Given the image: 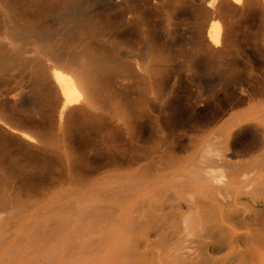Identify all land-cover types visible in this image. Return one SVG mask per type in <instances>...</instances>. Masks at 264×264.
Listing matches in <instances>:
<instances>
[{"label":"bare ground","instance_id":"obj_1","mask_svg":"<svg viewBox=\"0 0 264 264\" xmlns=\"http://www.w3.org/2000/svg\"><path fill=\"white\" fill-rule=\"evenodd\" d=\"M255 3L261 4L259 6H262L264 14V0H0V87L11 83L5 90L0 88V124L11 133L26 138V141L33 140L32 134L8 125L4 117L9 120L17 109L29 119L49 112L58 124L59 136L63 138L71 139L78 134L124 142L122 140L140 141L142 137H153L160 141L162 138L173 141L174 144L169 146L172 151L190 149L185 156L173 157L170 148L166 147L170 156L166 153L162 164L155 166L150 161L155 152L150 154L146 146L138 147L139 143L136 144L135 152L123 159L120 156L122 160L116 162L119 165L125 163L130 168L120 173L123 176L109 174L108 181L105 180L109 195L114 193L113 187L118 184V187L122 184L139 190L151 188L162 181V185L171 188V191H165L166 199L162 195L163 202L176 200L167 206L169 213L165 217L162 214V264H264V100L251 104L249 101L244 107L247 103L238 95L239 98H235L237 101L234 100L226 111L223 110L222 116L219 114L220 117L215 118L217 120L211 117L190 124L174 121L177 124H173L166 122L168 116L165 115L168 114L166 109H170L169 92L166 94L160 89L162 68L166 66H163L162 51L176 43L182 21L186 15L193 14L196 21L184 31L186 43L192 46H189L192 49L188 52V65L200 66L201 70V87L198 88L201 91L193 100L209 102L212 85L207 77L214 65L222 62L221 54L225 52L223 48L226 45L222 47L221 44L230 41L232 15L240 13V18H244V11L253 8ZM162 15L165 18L163 26ZM134 46H138L137 50ZM227 80L224 76L220 77L219 84L225 85ZM216 121L219 124H214ZM148 125H152L150 130ZM153 170L156 172L153 173ZM119 194L116 193L117 196ZM90 198L93 200L92 196ZM127 207H122L118 216L129 217L130 209ZM115 209L109 205L108 216L114 215ZM95 211L93 213H97ZM83 220L86 221L85 218ZM82 236V242L91 239L86 240ZM151 236L152 233H148L139 238L136 250L153 246ZM52 238L53 242L57 239ZM72 239L68 235L63 242L68 243ZM93 241L89 243L91 246L95 244ZM50 244L52 250L53 245ZM88 245L84 242L69 251L67 246L63 248V244L62 249H56L59 256L57 258L55 254L53 264H113L114 248H106L98 258L97 248L89 246L92 248L89 250ZM109 245L112 244L106 243V247ZM102 246L99 243L98 247ZM36 248L31 241L21 250L23 260L20 264H50L38 261ZM15 250L13 255L17 253ZM47 252L44 251L43 258L49 256ZM150 257L156 261L154 255ZM148 260L146 258V262Z\"/></svg>","mask_w":264,"mask_h":264},{"label":"rangeland","instance_id":"obj_2","mask_svg":"<svg viewBox=\"0 0 264 264\" xmlns=\"http://www.w3.org/2000/svg\"><path fill=\"white\" fill-rule=\"evenodd\" d=\"M259 5L261 4L257 5V3H255L253 8L248 9L249 11L248 10L244 11L245 13L246 12L247 13L246 14L243 13V16H244V18L242 17L243 19L240 18L241 17L240 13H237V16L236 14L232 15L233 16L231 18L232 22L229 25H231L230 27H233V28L229 27L230 39L228 38L231 42L225 41L226 42L225 44L224 43L221 44L222 47L223 45H226L224 46L226 48H223L225 49L224 50L225 52L222 53L223 55L221 54L222 62L220 63L222 65L219 62H217L210 71L211 75L209 74L207 77V80L212 85V90H211L212 96L209 100L210 103L209 102L204 103L203 101L193 100V98L197 96L199 92L201 91V89H198L201 87L200 80H199L200 75H201V70H200V66L191 67L188 65L189 64L188 52H189L190 47L192 46L189 43H186L187 37L184 31L189 26L193 25V23L196 21V18H194L196 16L195 15L193 16V14H190L189 16L186 15L189 18L187 19L186 17L183 20L185 23L182 21L181 28H180V34L177 38L176 43L171 45L170 47L171 50L169 49V46L165 48L162 47V49L164 48L162 51V57L164 60L163 66L164 65L166 66L162 68L163 72L161 76L162 79H161L160 89H163L164 92H166V94H168L169 92V95L167 96V98L169 99L168 101H171L169 102L170 109L168 108L166 109L168 114L165 111L166 113L165 115L168 116V119L166 122L170 121V123H173V124H177V123L178 124L179 123L190 124V123H193L194 121L196 122L203 118L212 117L215 119L218 116L220 117L219 114H221L222 116L224 111H226L227 108H229L231 103L237 101L239 96L241 98L243 97L245 99L244 101H246L247 103V104L244 103V107L248 105L249 101H250L249 104H251L253 102H259V101L264 100V77H263L264 76V18H263L264 16H262L264 14H262V11H261L262 6H259ZM255 6L256 8H254ZM258 6L260 7L259 10H258ZM263 12H264V9H263ZM163 13L165 14V12ZM163 15H162V18H164V16L166 17V14L164 16ZM241 19L243 22L239 21ZM244 19L246 22L244 21ZM163 20L165 21V18L162 19V26L164 24ZM186 22H188V24ZM233 25H235V27ZM247 26L249 28H247ZM182 27H184V30ZM221 42H224V41H221ZM219 45H220V41H219ZM219 45L218 47H221ZM137 48L138 46L136 47L134 46V49L137 50ZM185 50L187 51V53L185 52ZM226 52H227V55H225L226 56L225 57L224 54ZM200 56H198V58H201ZM224 67L225 69H223ZM216 70H218V72ZM219 70H223V71L219 72ZM224 73L225 75H223ZM226 73H227V76H226ZM223 76L228 79L225 82L227 86L226 84L222 86L219 84L220 77L222 78ZM235 78L236 80L234 81ZM5 84L7 85H2L0 88L4 87L3 89L5 90L6 89L5 87L8 88V86L11 85V83H5ZM240 87H242V89H240ZM20 112H22V110L17 109L16 113L13 114V117H9V120L7 119V117H4V118H6L7 120L6 123H8V125L23 129L26 132H28L30 135L32 134L31 138H33V140L30 139L31 142L28 139L26 141L25 140L26 138L24 137L11 133L8 129H6L4 126L0 124V250H1L0 251V264L1 263L14 264L15 262L13 261H16L15 264H20V262L23 260V258L20 257L21 256L20 251L24 250L26 246L29 243H31V241L32 243H34L35 248L42 247V249L36 248L37 250L36 254L38 255L36 256H37L38 261H43L45 263L53 264V261L56 260L55 254H56V257L58 258L59 255L57 254L59 253L57 251L59 250V247L62 249L61 246H63V244H64L63 248L67 246L66 248L69 251H73L75 247L77 246L79 247L84 242H85V245H88L91 241H93L92 238L94 239L93 242H95L93 246L97 248L96 255L98 258L99 256L101 257L103 255L104 251H106V248L107 250L114 248V250L112 249L113 254H114L113 261H112L113 264H126L125 262H127V264H135V263L137 264H162V228H161L162 226L161 219L163 218L162 214L164 213L163 216L165 217V215L169 213V210L168 211L166 210L168 209L167 206L170 203L176 202V200H173L172 202V200L170 199L163 202L164 201L163 198L165 197L164 199H166V194L167 192H169V190L171 191V188H167L164 185H162V181L155 186H151V188L148 187L149 190L146 187L144 188L145 190L144 189L138 190L136 188H131L127 186L128 189L132 190L131 191L127 189L126 185L122 186V184H120L121 186L118 187L119 186L118 184V186L113 187L115 194L113 193L112 195H109L110 190H109L108 183L106 185V182L108 181V178H109L108 176H110L111 174L123 176L120 173L130 168V166L125 163L122 165H119L116 162L121 161L125 155H130L131 152L133 151L135 152L137 149L135 145L138 143H139L138 147L140 145L144 147L146 146L145 148L146 149L148 148L147 150L150 154H153L155 152L154 155H151V160H150L151 164H155V166L162 164L161 163L162 160L165 159V157L170 154L169 153L170 150H171L170 151L171 156L174 157L176 155L175 157H182L188 154L190 152V149H188V151L186 150L181 151V149L177 148L175 149V151L174 150L172 151L170 147H171V144H174L173 141L169 142L170 139L168 140V139H163V138L160 141V140L154 139L153 137H144V138L142 137L143 140L140 138V141L137 140L138 142L136 140H122L124 142H121L119 140L118 142V140L114 141V140L102 139V138H97V137L88 138L87 136L85 137L79 136L78 134H76L75 136H71V139H68L69 137L63 138L59 136L58 124L52 120V117L51 115H49L50 114L49 112L41 113L39 117L37 116L38 118H34V119L32 118L29 119L26 115H25L26 117L25 118L23 114L22 115L20 114ZM173 121L177 123H174ZM215 123L219 124L217 121L214 122V124ZM147 127H148L147 129L150 130L152 128V125L151 126L148 125ZM166 147L170 148V150L167 151L168 148ZM158 153L160 155H158ZM166 153L168 154L166 155ZM120 156L122 157V159ZM158 156H159V159H158ZM152 172L154 173L156 172V170H153ZM105 185L108 187H106ZM100 189L101 190L103 189V190L101 191ZM104 190L107 192H105ZM116 193L117 195L119 193L121 195L119 194V196H117ZM135 194H136V197H135ZM143 194L144 196H142ZM163 194H164V197L162 196ZM90 196H92L93 200L95 199L96 201L94 200L93 202ZM112 196L115 198H113ZM116 196L118 198H116ZM101 199L103 201H101ZM105 199H106L105 202H108L106 204L104 202ZM116 199H118V201L119 199H121L120 200L121 203H119ZM83 200L84 201L86 200L84 204L81 203ZM98 200H100L102 203ZM123 200H124V203H122ZM85 204L86 205L88 204L90 206L86 207ZM83 205H84V208H82ZM109 205H112V207L116 208L115 209L116 213L114 212L115 213L114 215L110 214L108 216L107 211H108ZM162 206L165 207L166 211L164 210V208L162 210ZM122 207H127L128 209H130V212L128 211L130 213V216H129V213L127 214L129 217L121 218L120 216H118L120 209H122ZM85 209L87 210V213H85L86 212ZM93 210L94 211L97 210L95 211L97 213H93L94 212ZM99 212H101L100 215L98 214ZM81 216H83L82 217L83 219L85 218V220L86 221L88 220V221L87 222L84 221L81 218ZM98 216L100 217V220ZM115 219L116 220L119 219V220L116 221ZM158 219L159 221H157ZM83 221L85 225L87 224L86 226L83 224ZM101 221H107V223L106 222L104 223ZM117 222L121 224L122 226L119 225ZM156 222H157V225H156ZM73 223L75 226L74 227L75 231H73L74 228H72ZM107 224L108 226H106ZM68 225H70V227ZM110 225H111V228H110ZM25 227L26 229L28 228L27 229L28 231H26ZM84 227L86 228L90 227V229L85 228L86 230L85 231ZM116 227L118 231L119 229H121L119 233L115 232L117 230ZM112 228L114 229L113 231H112ZM104 229L107 230L108 232L105 231ZM97 230L100 231L99 234ZM78 231L80 232V234L78 233ZM88 231L90 232V234ZM92 231L93 233H91ZM114 232L118 236L114 234ZM148 233L149 234L152 233L151 239L154 241L153 246L151 245L148 248H140V250L137 251L136 250L137 240L139 238L141 239ZM72 234H74L75 236H73ZM68 235H71L73 239L70 240L71 242L69 241L70 243L69 242L64 243L63 241L66 240ZM81 236L82 238L84 237V239L86 240H89L91 238L90 239L91 241L89 240L88 242L84 240L82 242L83 239L82 240L80 239ZM26 237L28 238L31 237V238L28 239ZM52 237L57 238V239L53 242ZM130 238L132 242L130 241ZM115 239L116 241H114ZM75 240H78V242H81L79 243L80 245ZM103 240L106 242H104ZM97 241L98 243H96ZM13 242L14 244H12ZM44 242H46V244ZM60 242H63V244H61ZM108 242H110V244L112 245H109L108 247H106V243ZM50 243H52V245L54 246V247L52 246V250L50 249L51 248ZM99 243L103 245L102 247H100L101 250H99L100 248L98 247ZM160 243H161V247H160ZM58 244L59 246H57ZM13 245H15L14 246L15 249L19 250L18 252L17 250L13 249ZM71 245L72 247H69ZM119 245L121 247H119ZM124 245L126 248L124 247ZM89 246L90 247H93V246H91V244L87 246L89 250L92 249ZM156 246H158L159 249ZM18 247H21V248H18ZM8 248L11 250H9ZM121 248L123 249L121 250ZM8 250L11 252H8ZM14 250L17 253H14L13 255ZM45 250L48 251L47 253H49L48 254L49 256L46 258H43ZM2 252L4 253V255ZM119 252L122 253L121 260H119L120 254H121ZM9 253L11 256L9 255ZM146 254H149L147 255L148 257L147 256L145 257ZM2 255L5 256L4 259ZM153 255L156 257L155 262L152 259V257H150ZM12 256L13 257L17 256V257L11 258ZM138 256H140L139 257L140 259L138 258ZM146 258H149L150 261L148 260L146 262ZM5 259H7L8 261ZM142 259L144 260V263L142 262ZM2 260H4L5 262ZM9 260L12 261L13 263L10 262ZM50 260L52 261V263L50 262ZM123 261L125 262L123 263Z\"/></svg>","mask_w":264,"mask_h":264}]
</instances>
